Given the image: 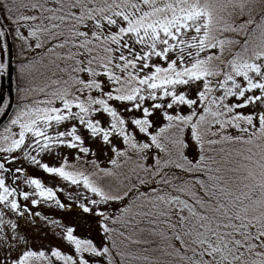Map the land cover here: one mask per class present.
Wrapping results in <instances>:
<instances>
[{
  "label": "snow or ice",
  "instance_id": "snow-or-ice-1",
  "mask_svg": "<svg viewBox=\"0 0 264 264\" xmlns=\"http://www.w3.org/2000/svg\"><path fill=\"white\" fill-rule=\"evenodd\" d=\"M5 76L0 264H264V0H0Z\"/></svg>",
  "mask_w": 264,
  "mask_h": 264
},
{
  "label": "trees",
  "instance_id": "trees-1",
  "mask_svg": "<svg viewBox=\"0 0 264 264\" xmlns=\"http://www.w3.org/2000/svg\"><path fill=\"white\" fill-rule=\"evenodd\" d=\"M11 40H9V49L11 52ZM0 92H3L4 94H10L12 92V85L11 80L8 76L3 77L0 79Z\"/></svg>",
  "mask_w": 264,
  "mask_h": 264
},
{
  "label": "rangeland",
  "instance_id": "rangeland-1",
  "mask_svg": "<svg viewBox=\"0 0 264 264\" xmlns=\"http://www.w3.org/2000/svg\"><path fill=\"white\" fill-rule=\"evenodd\" d=\"M50 215H53L54 219H60L61 215H65V213H61L59 210L52 209L51 212L49 213ZM66 223L68 222H74V219L69 216L68 219L65 221ZM43 227H51L48 225H42Z\"/></svg>",
  "mask_w": 264,
  "mask_h": 264
}]
</instances>
